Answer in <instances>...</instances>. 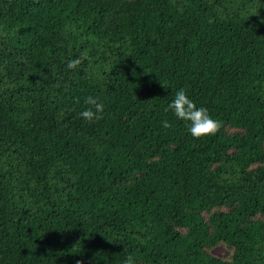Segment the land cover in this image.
<instances>
[{"label": "trees", "instance_id": "obj_1", "mask_svg": "<svg viewBox=\"0 0 264 264\" xmlns=\"http://www.w3.org/2000/svg\"><path fill=\"white\" fill-rule=\"evenodd\" d=\"M129 255L264 264V0H0V264Z\"/></svg>", "mask_w": 264, "mask_h": 264}, {"label": "clouds", "instance_id": "obj_2", "mask_svg": "<svg viewBox=\"0 0 264 264\" xmlns=\"http://www.w3.org/2000/svg\"><path fill=\"white\" fill-rule=\"evenodd\" d=\"M86 55L80 58L68 61V68H76L83 59H86ZM135 74V70H133ZM79 103V100H77ZM84 104L88 105L84 111L80 113L83 119L92 122L98 121L103 118L104 104L98 102V98L88 96L84 100ZM165 111H172L173 114L180 120L188 122V131L194 138H202L216 134L222 124L219 120L215 119L204 106H197V104L189 97L187 90L179 88L171 103L165 108ZM164 128H170L171 124L165 120L162 122ZM76 264H84V261L77 260ZM123 264H136L134 258L129 255L124 260Z\"/></svg>", "mask_w": 264, "mask_h": 264}, {"label": "rangeland", "instance_id": "obj_3", "mask_svg": "<svg viewBox=\"0 0 264 264\" xmlns=\"http://www.w3.org/2000/svg\"><path fill=\"white\" fill-rule=\"evenodd\" d=\"M213 252L216 254V255H219V256H226L228 254V250L222 246V245H218L216 246L214 249H213Z\"/></svg>", "mask_w": 264, "mask_h": 264}]
</instances>
